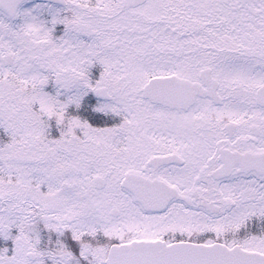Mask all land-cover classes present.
<instances>
[{
    "label": "snow or ice",
    "instance_id": "snow-or-ice-1",
    "mask_svg": "<svg viewBox=\"0 0 264 264\" xmlns=\"http://www.w3.org/2000/svg\"><path fill=\"white\" fill-rule=\"evenodd\" d=\"M0 264H264V0H0Z\"/></svg>",
    "mask_w": 264,
    "mask_h": 264
}]
</instances>
